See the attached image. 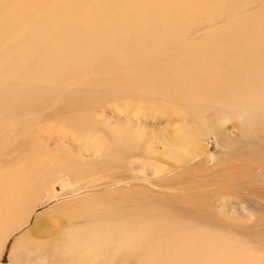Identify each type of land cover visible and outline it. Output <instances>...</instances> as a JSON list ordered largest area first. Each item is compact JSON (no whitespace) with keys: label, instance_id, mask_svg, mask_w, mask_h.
<instances>
[{"label":"bare ground","instance_id":"6f19581e","mask_svg":"<svg viewBox=\"0 0 264 264\" xmlns=\"http://www.w3.org/2000/svg\"><path fill=\"white\" fill-rule=\"evenodd\" d=\"M250 1L0 0V157H3L7 144L12 143L22 129L25 111H30L34 124L40 117L37 113L39 105L47 102H57L66 112L60 110L59 116L52 115L54 122L44 132L49 133L50 127H56L63 136L75 134L81 136V141L84 139L86 143L97 146L103 139L96 128L97 116L90 109L95 107L99 95L90 87L105 83L108 91L117 90L116 85L128 94L129 101L119 104L123 110H133V102L142 98L143 94L151 97V101L157 99L158 102H150L153 109L173 118L174 128L171 129L169 145L172 149L177 148L174 150L177 161L204 153L203 146L198 142V131H217L220 147L228 142L227 133L215 127L217 120H222V125L231 121L233 127L238 129L245 118L241 135L245 133L247 136L260 130V127H264V7L254 14L232 17L234 10L249 5ZM216 15L225 16L227 22L206 32L203 39L185 41L187 29L197 19H211ZM134 64L137 66L102 83L86 77L87 74L114 73ZM84 89L91 91L83 92ZM122 96L126 95L120 91L112 99ZM22 104L26 106H19ZM205 117L211 120L207 122ZM235 119H239V122H234ZM188 122L193 124L191 128ZM28 126L29 123L25 128L28 129ZM69 130L74 132L70 133ZM133 130L126 125L114 127L109 137L106 136L105 148L114 142L116 147L120 144L124 146L127 143L124 141L130 137L134 142L141 143L147 138L142 130ZM163 136L165 139L168 137L166 134ZM37 138L25 140L28 147L25 144L19 160L12 163L2 160L0 163L2 248L4 241L26 222L35 207L52 199V196L45 194L55 176L63 169L67 170L68 164L77 166L70 163L73 160L65 155L38 151L42 139ZM111 147L115 148V145ZM236 155L235 160L239 157V154ZM114 159L116 162L120 158ZM247 160H252L255 166L264 167V158L250 155ZM70 174L76 176L77 173L74 171ZM38 175L46 178H37ZM107 196L96 199L88 197L80 205L67 208L69 210L55 209L47 217L51 220L59 215L74 218L93 210L109 209L106 215L111 214L112 222L98 221L80 230L71 226L60 238L61 231L50 232V222L39 215L35 219V226L16 240V244L22 248L17 254L28 258L27 253L34 250L40 259L37 264H49V259L52 260L51 264H62L63 261L84 264L88 260L98 264L96 257L90 259L89 255L97 256V253L104 251L112 238H120L128 254H140L149 245L152 231L156 229L148 231L149 226H139L153 209H142L140 203L141 208L134 207L133 213L123 214L122 206L127 205H122L124 197L118 200L115 196L116 200H108ZM189 202V208L193 210L210 211L209 205H197L198 202L193 200ZM110 209L115 212L117 209L121 213L114 215ZM127 210L124 211L129 213ZM41 232L48 237L56 236L41 241ZM34 236H37L36 239ZM50 250L54 258L46 256ZM158 253L162 252L157 251L150 259V256L145 257L149 262L151 260V264H166ZM258 259L261 260V255Z\"/></svg>","mask_w":264,"mask_h":264},{"label":"rangeland","instance_id":"374dc122","mask_svg":"<svg viewBox=\"0 0 264 264\" xmlns=\"http://www.w3.org/2000/svg\"><path fill=\"white\" fill-rule=\"evenodd\" d=\"M263 2V0H251L249 5L246 3L247 6L234 10L232 17L254 14L263 9ZM226 22L227 18L222 15H216L211 19H197L187 29L185 41L195 42L203 39L206 32L221 27ZM136 66L135 64L124 66L110 74H87L86 77L88 79L94 78L102 83ZM44 87L46 88V86ZM115 87L118 91H108L109 87L106 83L90 87L96 90L99 95L95 107L89 108L97 116L96 128L101 139H103L97 143V146L86 143L84 139L81 141V136L77 137L75 134L63 136L56 127H50L49 133L44 132L54 122L52 115L59 116L58 112L63 110L57 102L39 105L37 113L40 117L35 120L36 123L34 124L30 111L29 113L25 111L21 121L22 129L17 133L20 135L17 138L16 135L15 140L13 139L12 143L7 144L3 157H0V163L2 160L11 163L14 160H19L20 154H23L24 149L28 147L26 141L29 138L38 137L42 139L38 151L42 153L55 152L60 156L65 155L69 160H73L69 161L70 163L77 166L72 165L74 167L72 168L68 164L67 170L66 168L63 169L53 181L50 180L52 182L45 195L52 196V199L50 198L45 204L35 207L28 215L26 222L21 224L4 241L3 248L0 247V264H37L40 259L34 250L27 253L29 254L28 258L17 254L22 248L16 244V240L35 226V219L39 215L50 222L48 223L51 225L50 232L61 231L59 233L60 238H62L63 232H66L71 226L80 230L87 226L90 227L94 222L103 220L112 222L111 214L106 215L109 209L93 210L88 214L83 213L74 218L59 215L57 219L55 217L51 220L49 216L47 217L55 209H70L76 204H82L81 202L88 197V199H94V197L96 199L108 194H111L108 195V200L111 198V200H121L124 197L122 205L127 204V207L122 206L123 214L133 213L134 207L141 208L140 203L142 209L151 207L155 211H152L151 215L148 216L151 221L146 218L139 227L147 228L149 226L148 231L156 230L152 231L153 236L148 242L149 245L140 254H128V250L122 246V240L112 238L104 251L97 253V256L89 255L88 258L90 259L96 257L98 264H151V260L149 262L146 257L150 256V259L157 251L162 252L161 254L158 253V256L162 257L166 264H234L235 262V264H242L243 262V264H262L264 262V167L255 166L252 160L246 161V159L250 155L264 158V127H260V130L258 129L246 136L245 133L240 134L241 126L246 123L245 118L240 122L238 129L233 127L231 121L222 125V120H217L215 127L227 133L228 142L220 147L221 143L217 131L216 133L212 130L206 133L198 131L197 134L200 139L198 142L203 146L204 153L195 154L184 161H177L174 156V150L177 148L172 149L169 145L170 139H172L169 138L171 129L174 128L171 121L173 118L153 109L150 102H158L157 99L151 101V97H145L144 94L143 100L140 98L133 102L135 103L133 110H123L119 104L129 101L128 94L116 85ZM47 90L50 89L47 87ZM90 91L84 89L83 92ZM120 91L126 96L112 99ZM19 106L24 107L26 104ZM85 109L88 110V107L85 106ZM205 118L207 122L211 120V118ZM30 122L32 125H36L32 126ZM234 122H239V119H235ZM28 123L30 127L28 126L27 129L25 127ZM124 125L130 126L134 130L136 128L142 130L144 137L147 136V138L141 143L140 141L134 142L130 137L128 141H124L127 143L122 142L124 146L120 144L123 147L120 145L116 147L112 140L114 144L111 143L110 147L105 148L106 136L109 137L114 127L120 128ZM188 125L191 128L193 124L189 123ZM39 127H41L40 132ZM71 131L74 132L69 130L70 133H72ZM45 133H48V136ZM162 134L168 135L167 139ZM19 142L20 144H18ZM17 144L19 147L16 146ZM111 145H115V148ZM236 146L238 147L237 150L235 149ZM205 148L207 152H205ZM236 154H239L237 160H235ZM110 158H113L112 161ZM114 158L120 159L115 162L116 159ZM68 171H76L77 174L72 176L74 173L71 175ZM50 174L47 176L50 177ZM37 178H46V176L38 175ZM140 189L142 190L140 191ZM179 194L181 196H178ZM175 196L179 197L180 200ZM180 197L186 200H182ZM151 200L158 202L152 203ZM190 200L198 202L197 205H209L210 211L202 212L196 208L194 210L189 208L191 207ZM123 207L129 209V213L125 212L128 210ZM155 208L156 210H154ZM117 211V209L116 212L114 209H110V212L115 213L114 215L121 213L120 210V212ZM41 235V241L50 240L56 236L53 234L48 237L42 232ZM36 237L34 236L35 239ZM158 245L163 247L160 249ZM260 255L261 260L258 259ZM46 256L53 257L51 250ZM88 261L84 264H94V261ZM176 261L178 262L176 263ZM47 262L51 264L52 260L49 259ZM62 264H69V262L63 261Z\"/></svg>","mask_w":264,"mask_h":264}]
</instances>
